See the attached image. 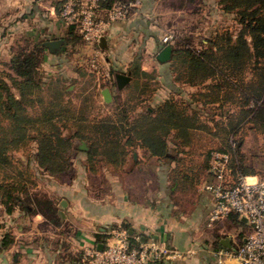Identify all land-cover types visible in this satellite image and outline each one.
Wrapping results in <instances>:
<instances>
[{
  "label": "trees",
  "instance_id": "trees-1",
  "mask_svg": "<svg viewBox=\"0 0 264 264\" xmlns=\"http://www.w3.org/2000/svg\"><path fill=\"white\" fill-rule=\"evenodd\" d=\"M65 1L56 5L60 16ZM112 3L103 0L101 9H109ZM218 3L224 13L235 15L238 27L218 29L199 46L192 39L177 38L171 44L172 57L166 63L179 91L151 106V87L138 80L149 74L133 73L137 79L132 92L105 117H89L60 94L44 97L42 64L48 46L33 39L20 44L7 63L11 72L0 77V203L5 212H41L61 224L55 203L34 191L39 182L31 162L25 164L16 154L32 156L42 173L59 176L72 169L75 140L87 144V163L93 173L101 164L122 169L131 149L139 146L152 157L174 163L170 178L176 189L185 192L196 189L206 175L213 178L215 153L230 156L234 174L249 175L240 157L243 137L236 138L246 126L264 137V0ZM69 30L77 41L82 39L75 25ZM186 86L196 89L186 99L179 98ZM139 107L143 110L137 112ZM207 108L215 115L209 117ZM67 130L73 134L66 135ZM204 138H216L219 148L199 144ZM127 240L131 246L138 243L129 234ZM99 241L105 243L101 236ZM14 243L15 236L4 233L0 252ZM81 263L79 259L75 264Z\"/></svg>",
  "mask_w": 264,
  "mask_h": 264
},
{
  "label": "crops",
  "instance_id": "crops-1",
  "mask_svg": "<svg viewBox=\"0 0 264 264\" xmlns=\"http://www.w3.org/2000/svg\"><path fill=\"white\" fill-rule=\"evenodd\" d=\"M59 1L4 0L0 3L5 4V7H2L4 12L1 16L0 28L4 34L3 38L8 41L10 58L7 62L21 44L16 43V39L23 35L44 44L50 40L61 39L63 40L61 47L70 45L77 48L81 45L82 39L77 41L72 36L69 24H66L67 26L63 24L62 36L42 39L40 33L45 32V29H49L50 32L51 29L49 24L47 26L44 24V27L39 23L43 16H47L43 11L47 12L50 21H54L59 17L56 8ZM157 2L158 0H138L127 19L113 22L108 29L105 36L107 45L102 48L105 52L110 50L111 44L116 41L126 39V43L117 47L120 56L116 55L112 58L107 56L102 69L95 76L93 75L94 81L98 82L97 86H101L100 83L105 84L99 90L101 102L112 103L116 108L121 99L119 96L115 97L111 85L117 86V83L110 80L111 76L114 75L115 78L117 73L129 75L131 81L124 91L130 94L137 78L132 74L149 73L143 58L154 56L157 60V55L165 47L162 42L164 28L160 26L156 14ZM30 17H34L33 23L28 24L26 21ZM26 24L28 26H25ZM13 29L18 31L12 32ZM60 53L59 50L52 51L48 47L42 71L50 69L52 57H58ZM74 55L85 57L82 53L79 55L74 53ZM157 62L162 66L167 64L158 60ZM87 70L74 67L70 71L66 77L75 84L69 89L72 88L77 93V85L83 86L81 88L83 90L96 88L94 81L89 80L88 76L91 74L86 72ZM106 88L111 91V102H106L102 94ZM118 90L122 89L118 88ZM170 95L171 92L165 98ZM148 109L151 110V107ZM142 110V107L137 108V112ZM69 131L71 136L73 131ZM76 141L85 143L75 140V152H85L88 149V146L87 149L78 147ZM72 163V169L67 173L59 176L46 175L51 187L49 190L46 189L44 194L38 193V186L34 189L38 197L49 198L55 203L61 224L57 225L47 220L41 212L29 213L16 209L9 214L4 210L8 232H11L15 226L23 229V237L17 239L18 237L14 235L15 243L3 251L7 257H10L9 251L18 249L24 260L31 259L28 264H75L79 259H82L84 264H88L87 251L100 243L106 246L113 245L118 242L122 234L126 233L140 238L142 242L154 239L163 247L182 253L179 257H165L158 264H219L218 261L213 262L212 256L217 255L221 249L235 250L249 230L246 220L238 214H232L211 224L210 213L214 207V199L211 194L207 195L205 192L200 195L207 181H202L192 191L176 189L169 175L174 163L152 157L147 150L139 146L131 149L122 169L101 164L103 170L93 173L89 169L86 155L81 163L74 158ZM79 167L83 169L84 175L65 177V174L68 175ZM101 174L105 175L103 181L98 184L93 183L91 177ZM57 185H63L61 188L65 193L59 194L51 190ZM187 196H190L189 200L186 199ZM187 203L192 205L191 208H187ZM32 207L34 208V205ZM13 220L18 222L11 223ZM28 235H33V238L26 239ZM100 236L105 243L99 241ZM201 237H205L209 242L201 243ZM223 264H239V262L226 259Z\"/></svg>",
  "mask_w": 264,
  "mask_h": 264
},
{
  "label": "rangeland",
  "instance_id": "rangeland-1",
  "mask_svg": "<svg viewBox=\"0 0 264 264\" xmlns=\"http://www.w3.org/2000/svg\"><path fill=\"white\" fill-rule=\"evenodd\" d=\"M3 1L4 0H0V3ZM124 1L133 2L137 4L138 0ZM13 6L15 5L13 4ZM2 7L4 8L5 4H0V27L2 18L1 16L4 12L2 11ZM134 8L135 7H133V9ZM133 9L131 10V13L133 12ZM156 10L159 24L164 28L162 42L163 44H165V46L175 43L177 38L192 39V41H194L195 44L199 46V42L203 38L210 37L218 29L224 27H231L233 30H235L238 27L237 22L235 20V15L224 13L218 3V0H158ZM43 12L46 13L47 16H43L39 23H42L44 27L45 25L47 26L49 24L51 26H49V28L51 29L50 32L49 29H45V32L40 33L42 39L45 40L50 37L53 38L62 36V28L64 25L67 24L65 20L58 14V18L56 17L54 21H50L48 19L49 15L47 14V12ZM101 13L104 12L102 11ZM33 18L34 17L27 18L26 22H28V24L33 23ZM28 24H26L25 26H28ZM17 31L18 30L13 29L12 32ZM165 36H171V39L167 43L164 41ZM3 37L4 34L2 33V29L0 28V77L5 76V73L9 74L8 72H10L7 66V61L10 58V53L8 52V41L5 40ZM30 39L31 37L23 35L19 37V39H16V43L20 42L21 44L26 45L27 41H29ZM125 40L126 39L114 42L113 44H111L112 48L106 52L101 48L100 45L92 46L87 44L83 40V38L80 42L81 45H79L80 48H74L70 45H63V47H60L58 49L59 52H61L59 56L52 57V67H50V69L43 70L44 86L41 91V94L46 98H50L56 94H60L66 99L69 97V99L74 100L75 103L73 102L72 104L75 108L84 109L91 117H104L106 115L112 114L115 110L114 104H105L101 102L99 90L103 86H105V84L100 83L101 86H97L98 82L94 81L95 78L93 77V75L95 76L96 73L102 69L106 61L105 58L107 56H110L111 58L116 55L120 56V54L118 53V51L120 52V50L117 47L119 46V44L126 43ZM96 51H98V57L96 58V62L93 63V58ZM74 53H77V55H79L80 53H82L83 55L85 54V57H80V55L79 57H77L74 55ZM143 61L145 63V67L147 68V72H149V75L140 76L138 80L142 84L148 83L151 87V90L148 91L151 94L152 98L151 104L149 105L155 106L159 102H161L159 100L164 99L165 96H168L170 94V92L172 94L174 90L175 93L179 91L178 89L180 88L177 89L176 85H174L173 83V73L168 63L163 66L159 65L156 60V57L154 56H152L151 58H143ZM74 67H77L78 69L79 67H82L84 70L88 69L86 72L91 74L88 76V78L89 80L94 81L93 84L96 85V88H93L91 90H83L81 89L83 86L79 87V85H77V93L74 92V89H69V87L72 84H75V82L73 80L68 79L66 76L70 74V71ZM110 80L112 82H116L114 75L111 76ZM90 83L91 82L89 81V84ZM89 84L87 83V86ZM111 87L113 92H115V97L119 96L121 100H124V98H126L129 94L128 91H124L125 87L122 90H118L115 84L111 85ZM192 90L193 89L188 86L182 88L179 98L186 99L188 97V94ZM14 91L17 92L15 89ZM206 113L207 115H209V117L215 115V112L212 108H207ZM70 132L71 131L67 130L65 131V134L69 135ZM242 137L243 140L239 145L240 157L242 158V160H240L241 162L243 161L242 164L250 170V173H248L249 175L264 178V137L256 133L250 126H246L244 132L240 135H237L236 139L240 140ZM76 144L78 147H80L83 143L76 141ZM199 144H205V146H212L214 149H217L220 146V141H217L216 138H204L203 140L199 141ZM85 155L86 154L83 151L75 152L72 155V158L81 163ZM16 156L25 164L31 162V169L35 173L39 182L38 193L44 194V192H46V189L49 190V187L51 186H49L47 176L35 167L33 157L23 152L17 153ZM240 160L238 158V161ZM102 170L103 168L100 167L99 171L101 172ZM82 171L83 169L79 167L78 169L72 170L70 174H65V177H70L74 175L82 176L84 175ZM104 176L105 175L102 174L100 176L93 175L91 178H93V183L98 184L99 182L103 181ZM212 180L213 178L206 175L203 181ZM39 185H41V188H39ZM62 186L57 185L55 187L56 189L51 188V190L59 194L65 193V191L61 188ZM203 192L207 193V195H210V193L206 192L204 188L203 190L201 189L200 195H202ZM188 198L190 199V196L186 197L187 200H189ZM191 206L187 203V208H191ZM17 222V220H13L11 223ZM15 227L11 230V233H14L13 235H16V237H18L17 239H20L21 237H23V229ZM8 228L9 227L6 223L4 209L0 203V237L4 233L8 232ZM31 238H33V235H28L26 239ZM200 241L201 243L209 242L205 237H201ZM9 252L10 257H7L5 252H0V264H28V262L31 260L30 258H28V260H24L23 255L18 249H13ZM87 260L88 259H86V261ZM212 260L213 262L217 263V261H219V256L213 255Z\"/></svg>",
  "mask_w": 264,
  "mask_h": 264
},
{
  "label": "built area",
  "instance_id": "built-area-1",
  "mask_svg": "<svg viewBox=\"0 0 264 264\" xmlns=\"http://www.w3.org/2000/svg\"><path fill=\"white\" fill-rule=\"evenodd\" d=\"M103 0H66L61 17L69 25H75L83 40L92 46H99L113 22L129 17L135 3L113 0L107 10L101 9ZM104 13H101V12ZM171 36H165L167 43ZM95 52L93 63L96 62ZM228 154L215 153L211 167L212 181L204 183L203 188L214 199L210 213V223L219 221L231 214H238L246 220L248 232L242 243L235 249L218 251L219 264L226 259L239 264H264V178L253 175L235 174L229 166ZM131 246L127 234L120 236L117 243L98 246L86 252L88 264H158L165 257H179L181 252L171 251L154 239Z\"/></svg>",
  "mask_w": 264,
  "mask_h": 264
},
{
  "label": "water",
  "instance_id": "water-1",
  "mask_svg": "<svg viewBox=\"0 0 264 264\" xmlns=\"http://www.w3.org/2000/svg\"><path fill=\"white\" fill-rule=\"evenodd\" d=\"M62 43H63V40L57 39V40H50V41L46 42L45 45L54 51V50H58L61 47ZM106 45H107V40L105 37H103L101 39L100 46H101V48H105ZM172 50H173V48L171 45H166L157 55V60L162 62V63H166V62L170 61L171 57H172ZM115 78H116V83H117V86L119 89H123L131 81V77L129 75H126L123 73H117L115 75ZM102 94H103L106 102H111L112 94L108 88L104 89ZM81 148L87 149L86 144L83 143ZM104 246L105 245L103 243H100L98 245V248L102 250L104 248Z\"/></svg>",
  "mask_w": 264,
  "mask_h": 264
}]
</instances>
